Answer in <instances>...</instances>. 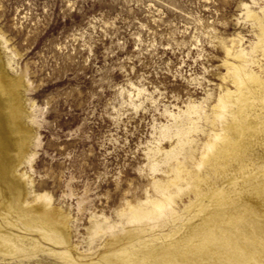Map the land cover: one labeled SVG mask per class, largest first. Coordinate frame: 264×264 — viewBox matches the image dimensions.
<instances>
[{
    "label": "rangeland",
    "instance_id": "374dc122",
    "mask_svg": "<svg viewBox=\"0 0 264 264\" xmlns=\"http://www.w3.org/2000/svg\"><path fill=\"white\" fill-rule=\"evenodd\" d=\"M244 5L261 15L264 0H0V57L23 80L31 134L17 167L30 191L26 207L46 195L68 219L78 252L90 245L91 222L118 225L116 211L166 179L161 160L178 147L177 128L188 118L181 112L201 103L209 113L228 84L226 48L251 50L256 41ZM259 64L252 69L264 76ZM191 138L207 140L201 131ZM187 191L180 212L194 199ZM5 256L0 264H64L51 252Z\"/></svg>",
    "mask_w": 264,
    "mask_h": 264
},
{
    "label": "bare ground",
    "instance_id": "6f19581e",
    "mask_svg": "<svg viewBox=\"0 0 264 264\" xmlns=\"http://www.w3.org/2000/svg\"><path fill=\"white\" fill-rule=\"evenodd\" d=\"M244 10L257 28L251 50L241 44L226 48L228 84L219 87L209 113L201 103L181 112L188 118L177 128L178 147L161 160L166 179H153L151 193L116 211L118 225L91 222L86 252H78L68 219L46 195H33L35 203L26 207L30 191L17 173L31 139L23 120L24 83L8 74L0 57V218L38 237L14 234L0 224V257L51 252L64 264H264V76L252 69L262 70L264 9L261 15L247 5ZM256 52L260 60L251 57ZM193 117L204 118L208 132L199 130ZM197 131L207 138L201 146L191 138ZM187 189L194 199L180 212L177 200Z\"/></svg>",
    "mask_w": 264,
    "mask_h": 264
}]
</instances>
